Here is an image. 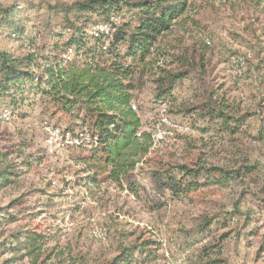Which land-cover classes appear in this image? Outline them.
Instances as JSON below:
<instances>
[{
	"label": "rangeland",
	"instance_id": "rangeland-1",
	"mask_svg": "<svg viewBox=\"0 0 264 264\" xmlns=\"http://www.w3.org/2000/svg\"><path fill=\"white\" fill-rule=\"evenodd\" d=\"M81 1L0 0L20 9L17 23L26 28L17 39L12 27L0 26V50L24 55L29 38L39 35L35 47L41 48L51 33L48 6ZM195 2L194 21L176 26L164 42L188 49L197 68L184 67L191 72L170 104L156 103L150 81L135 92L132 110L153 143L122 186L103 176L87 181L91 173L75 147L91 146L88 140L75 144L83 131L68 132L70 118L43 112L42 104L26 109V117L0 106V147L10 154L3 167L16 172L0 191V264H106L122 246L144 243L158 258L151 264H201L204 249L226 264H264V40L250 36L251 20L239 8L228 10L229 0ZM56 24L50 23L52 31L59 30ZM216 101L236 133L202 115L201 108ZM180 167L254 169L224 186L205 184L202 175L199 188L180 194L168 186L171 176L183 178ZM207 221L211 231L200 235ZM33 235L42 237L39 251H13L17 238Z\"/></svg>",
	"mask_w": 264,
	"mask_h": 264
},
{
	"label": "trees",
	"instance_id": "trees-1",
	"mask_svg": "<svg viewBox=\"0 0 264 264\" xmlns=\"http://www.w3.org/2000/svg\"><path fill=\"white\" fill-rule=\"evenodd\" d=\"M229 2L228 10L239 8L251 20L246 29L261 43L264 23L257 24L264 15V0ZM47 9L51 15L46 19V28L51 33L45 34L48 40L41 48L35 47L42 38L39 35L29 38L30 47L24 55L0 50V106L26 117V109L42 104L43 112L51 110L53 116L70 118L68 132H74L75 127L81 129L91 146L88 150L75 147L83 154L79 162L91 173L87 181L95 184L103 176L122 186L129 182L130 173L153 143L152 135L143 130L140 116L131 108L135 92L150 81L149 90L157 91V104H170L175 99L176 86L191 72L184 67H197L187 59L188 49L164 40L176 26L193 22L192 15L200 12V6L195 0H85L58 3ZM19 12L14 6L0 5V26L12 27L17 39L23 38L26 31L17 23ZM53 20H57L58 31H52ZM99 26H105L107 32L97 30ZM208 103L201 108L202 115L218 121L225 127L224 132L236 133L230 127V114L219 109L217 101ZM9 155L0 147V191L13 184L16 175L12 167H3ZM253 169L213 173L180 167L183 178L176 180L171 176L168 186L186 194L201 186L202 175L205 184L224 186L247 177ZM209 231V221L199 228L200 235ZM35 236H28L24 242L17 238L13 251L26 250L25 256L35 254L42 248V237ZM147 245L122 246L120 253L106 264H151L158 258L147 250ZM210 251L200 252L201 264H226Z\"/></svg>",
	"mask_w": 264,
	"mask_h": 264
},
{
	"label": "bare ground",
	"instance_id": "bare-ground-1",
	"mask_svg": "<svg viewBox=\"0 0 264 264\" xmlns=\"http://www.w3.org/2000/svg\"><path fill=\"white\" fill-rule=\"evenodd\" d=\"M132 109H134L135 110V106L134 105H132ZM81 136H84V135H81ZM83 138V139H82ZM85 137H77L76 139H75V141L74 142H76L75 144H77V145H80V143L81 142H83V141H85V140H88V139H84ZM73 143V142H72ZM86 144V143H85ZM82 145V144H81Z\"/></svg>",
	"mask_w": 264,
	"mask_h": 264
},
{
	"label": "built area",
	"instance_id": "built-area-1",
	"mask_svg": "<svg viewBox=\"0 0 264 264\" xmlns=\"http://www.w3.org/2000/svg\"><path fill=\"white\" fill-rule=\"evenodd\" d=\"M134 106H135V109H136V105H134ZM49 131H50L51 135L57 136V131H54V130H51V129ZM81 137H87V134L84 135V136H81Z\"/></svg>",
	"mask_w": 264,
	"mask_h": 264
}]
</instances>
